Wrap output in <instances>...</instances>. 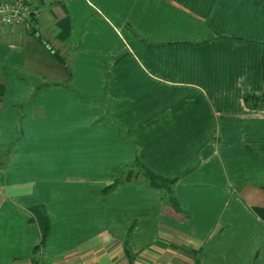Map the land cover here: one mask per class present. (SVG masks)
Returning a JSON list of instances; mask_svg holds the SVG:
<instances>
[{
	"label": "crops",
	"instance_id": "1",
	"mask_svg": "<svg viewBox=\"0 0 264 264\" xmlns=\"http://www.w3.org/2000/svg\"><path fill=\"white\" fill-rule=\"evenodd\" d=\"M34 3L0 25V264H264V0ZM130 170L177 207L104 191Z\"/></svg>",
	"mask_w": 264,
	"mask_h": 264
},
{
	"label": "built area",
	"instance_id": "2",
	"mask_svg": "<svg viewBox=\"0 0 264 264\" xmlns=\"http://www.w3.org/2000/svg\"><path fill=\"white\" fill-rule=\"evenodd\" d=\"M40 12L34 0H4L0 2V25L33 32Z\"/></svg>",
	"mask_w": 264,
	"mask_h": 264
},
{
	"label": "trees",
	"instance_id": "3",
	"mask_svg": "<svg viewBox=\"0 0 264 264\" xmlns=\"http://www.w3.org/2000/svg\"><path fill=\"white\" fill-rule=\"evenodd\" d=\"M257 98V97H256ZM249 97H246L245 100H248ZM258 100V99H257ZM142 176L145 177V180L147 182V184L152 187V188H156V189H162L165 191L166 194V200H168V202L173 206V207H177V201L174 200V197L172 196V190H171V186L173 184V180H166V179H161V178H157L155 176H152L149 172L147 171H143L142 172ZM131 177L130 176H126V177H119L115 179V181L113 182L112 185H110L109 187H107L106 189H104V191H109L111 188H114L117 184H119L120 182L124 181V180H129ZM44 236H42V242L44 240ZM34 264H38V262H35Z\"/></svg>",
	"mask_w": 264,
	"mask_h": 264
},
{
	"label": "rangeland",
	"instance_id": "4",
	"mask_svg": "<svg viewBox=\"0 0 264 264\" xmlns=\"http://www.w3.org/2000/svg\"><path fill=\"white\" fill-rule=\"evenodd\" d=\"M137 172V173H136ZM139 175H143L142 174V172L141 171H133V170H130V171H127L126 172V174L124 175V177H126V176H130V177H134V176H137V177H139ZM143 177V179H145V177L144 176H142Z\"/></svg>",
	"mask_w": 264,
	"mask_h": 264
},
{
	"label": "water",
	"instance_id": "5",
	"mask_svg": "<svg viewBox=\"0 0 264 264\" xmlns=\"http://www.w3.org/2000/svg\"><path fill=\"white\" fill-rule=\"evenodd\" d=\"M47 48L50 50L51 54H53L54 57H55L60 63H62L63 65H65V63L63 62V59L61 58V56H60L59 54H57V52H55V51H54L52 48H50L49 46H48Z\"/></svg>",
	"mask_w": 264,
	"mask_h": 264
}]
</instances>
